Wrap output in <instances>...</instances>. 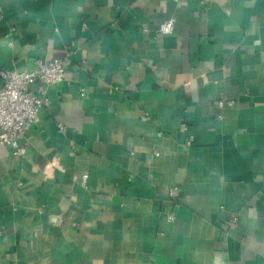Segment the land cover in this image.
I'll list each match as a JSON object with an SVG mask.
<instances>
[{
  "label": "crops",
  "instance_id": "0c3cea01",
  "mask_svg": "<svg viewBox=\"0 0 264 264\" xmlns=\"http://www.w3.org/2000/svg\"><path fill=\"white\" fill-rule=\"evenodd\" d=\"M38 58L66 81L0 147V264H264V0H0V70Z\"/></svg>",
  "mask_w": 264,
  "mask_h": 264
},
{
  "label": "built area",
  "instance_id": "2783aa9c",
  "mask_svg": "<svg viewBox=\"0 0 264 264\" xmlns=\"http://www.w3.org/2000/svg\"><path fill=\"white\" fill-rule=\"evenodd\" d=\"M176 2L183 0H175ZM211 2L212 0H203ZM175 19H169L158 26L156 33L163 36H169L175 29ZM147 32V30H144ZM15 27L8 31L7 38L11 40L15 34ZM37 69L35 71L19 72L15 69L0 70V147H10L13 154L17 157L24 156L27 153L26 136L34 127L38 119L39 112L50 107L48 89L53 85H58L66 81V65L64 59H54L45 61L38 58L35 61ZM39 83L38 91H31V86ZM84 91V90H83ZM232 105L231 102L228 103ZM219 107L224 103L219 102ZM148 118V114L143 120ZM189 130L187 123L180 122L179 131L186 133ZM165 133H157L158 138H163ZM192 139L188 137L185 146H191ZM86 179V177H85ZM180 194L179 188H172L168 192V198L177 202ZM41 213V210H39ZM177 219L176 213H167L166 221L174 223ZM234 218L233 222H237Z\"/></svg>",
  "mask_w": 264,
  "mask_h": 264
}]
</instances>
